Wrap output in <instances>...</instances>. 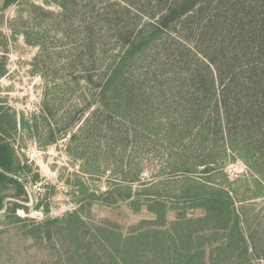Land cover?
<instances>
[{
	"label": "trees",
	"instance_id": "16d2710c",
	"mask_svg": "<svg viewBox=\"0 0 264 264\" xmlns=\"http://www.w3.org/2000/svg\"><path fill=\"white\" fill-rule=\"evenodd\" d=\"M51 1L60 11L30 4L36 16L17 22L26 43L42 48L30 72L45 80L40 114L21 123L48 145L83 115L66 152L85 175L108 174V188L95 195L80 182V210L126 205L138 219L124 231L75 210L26 225L23 234L43 244L42 264L264 261V207L251 201L264 197V0ZM72 4L82 16L64 21L61 38L74 24L83 37L65 64L85 57L93 65L61 82L58 68H41L52 57L35 21L68 15ZM76 85L80 107L64 108ZM17 125L14 113L0 110L6 139ZM3 140L0 165L9 171L18 161ZM141 154L159 162L150 180ZM236 160L249 174L232 180L224 166Z\"/></svg>",
	"mask_w": 264,
	"mask_h": 264
},
{
	"label": "rangeland",
	"instance_id": "374dc122",
	"mask_svg": "<svg viewBox=\"0 0 264 264\" xmlns=\"http://www.w3.org/2000/svg\"><path fill=\"white\" fill-rule=\"evenodd\" d=\"M77 2L76 4L79 5L81 0ZM30 4L41 6L49 11H60L59 6L52 1L17 0L3 7V0H0V68L4 66L6 69V74L0 77V110L14 113L18 121L17 130L13 132V136L6 139L0 133V141L5 139V142L11 143L18 161V165L14 164L12 172L20 178V180L5 179L0 189V200L10 196L28 202L30 201L29 195L32 197V203L28 205H17L8 201L7 208L0 213V230H2L0 233V264H42L46 259L43 244L38 241L33 244L34 241L23 234V227L33 223L39 224L45 220L63 218L69 212L80 210L82 206L79 201L83 195L79 188L80 182L82 185L85 184L88 193L92 192L95 195H101L108 188L106 184L108 174L101 177L85 175L80 171V161L71 160L66 152L70 134L83 123V115H76L71 130L60 135L54 143L48 145L42 143L44 135L38 138L36 133L32 134L21 123V119L24 118L25 122L31 124L32 117L40 114L45 89L44 78L38 73L30 72L31 62L34 57L41 55L42 48L28 45L24 36L19 32L24 29L22 23H17L19 19L23 22L31 16H36L34 12H31L33 9ZM81 16L80 12L76 15L72 4L68 15L47 18L39 14L35 21L38 23L37 29L45 30L42 39L47 47V55L52 57L51 59L45 58L44 62L40 61L41 68L44 71L45 66H48L52 73L58 68V81L61 82L69 80L71 72L78 76L85 68L93 65L86 62L85 57L82 62L78 60L69 66L65 64L66 55L69 51L74 52L81 45L83 35L78 32L79 26L74 24L73 32L71 33L67 27L65 38H61L64 37L61 36L65 29L63 23L70 18L76 22V17ZM96 57L98 58L97 55ZM50 83L53 85L52 81ZM81 91L82 89L77 85L74 91L69 90L63 107L76 105L75 109L79 108L80 105L78 106L76 101ZM49 122L55 125L54 119H50ZM141 157L145 166L143 177L145 180H150L157 170L155 165L159 162L150 159V155L141 154ZM224 172L232 180L249 174L246 165L240 160L227 162ZM4 186L6 189H3ZM251 201L255 203L256 210L261 206L264 207V197L254 198ZM6 214L10 219L17 217L18 222L12 225L8 222ZM79 215L90 223L108 219L121 225L124 231L138 219V216L132 214L126 205L107 206L100 203L86 206L79 211ZM263 263L264 261L259 262V264Z\"/></svg>",
	"mask_w": 264,
	"mask_h": 264
},
{
	"label": "flooded vegetation",
	"instance_id": "af4514ba",
	"mask_svg": "<svg viewBox=\"0 0 264 264\" xmlns=\"http://www.w3.org/2000/svg\"><path fill=\"white\" fill-rule=\"evenodd\" d=\"M5 179H12V180H20V178L18 177L17 174L13 173L12 170H4L1 165H0V189H2V185L5 181ZM3 189H6V186L3 187ZM21 195V194H20ZM29 200L30 201H25V200H21V199H18V197H4L0 200V205H1V209H3L5 207V209L7 208V202L8 201H12L14 202L15 204H21V205H28V203H32L31 201V197L29 195ZM5 211V210H4ZM3 211V212H4ZM3 212H0V213H3Z\"/></svg>",
	"mask_w": 264,
	"mask_h": 264
},
{
	"label": "water",
	"instance_id": "95a60500",
	"mask_svg": "<svg viewBox=\"0 0 264 264\" xmlns=\"http://www.w3.org/2000/svg\"><path fill=\"white\" fill-rule=\"evenodd\" d=\"M30 197H31V196H30ZM31 199H32V197H31ZM4 210H5V207H4L3 209H1L0 212H3Z\"/></svg>",
	"mask_w": 264,
	"mask_h": 264
}]
</instances>
